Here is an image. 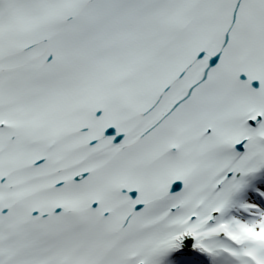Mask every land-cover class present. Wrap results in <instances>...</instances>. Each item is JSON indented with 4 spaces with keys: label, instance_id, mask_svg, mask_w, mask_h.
<instances>
[{
    "label": "snow or ice",
    "instance_id": "snow-or-ice-1",
    "mask_svg": "<svg viewBox=\"0 0 264 264\" xmlns=\"http://www.w3.org/2000/svg\"><path fill=\"white\" fill-rule=\"evenodd\" d=\"M0 264H264V0H0Z\"/></svg>",
    "mask_w": 264,
    "mask_h": 264
}]
</instances>
